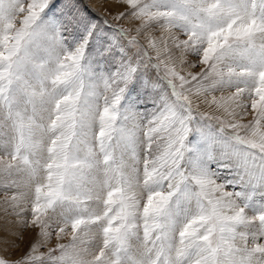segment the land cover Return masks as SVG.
I'll list each match as a JSON object with an SVG mask.
<instances>
[{
    "label": "snow or ice",
    "instance_id": "6c2138e0",
    "mask_svg": "<svg viewBox=\"0 0 264 264\" xmlns=\"http://www.w3.org/2000/svg\"><path fill=\"white\" fill-rule=\"evenodd\" d=\"M122 2L0 0V264H264V0Z\"/></svg>",
    "mask_w": 264,
    "mask_h": 264
},
{
    "label": "rangeland",
    "instance_id": "374dc122",
    "mask_svg": "<svg viewBox=\"0 0 264 264\" xmlns=\"http://www.w3.org/2000/svg\"><path fill=\"white\" fill-rule=\"evenodd\" d=\"M85 15L90 17L92 21L99 24H103V20L106 19L111 26H116L118 28H124L128 30L132 35L136 34V29L140 27V21L131 17L129 14V8L125 5L122 0H79ZM120 12L125 13V17L121 19H116ZM106 30L111 31L107 26ZM155 36H159V32L154 33ZM183 38V37H182ZM142 42H144L142 40ZM181 70L182 74H187L188 71L198 72L200 69L197 67L195 69L184 68ZM125 104L131 105L135 110L145 113L152 108V104L149 102L148 95L146 91H142L139 85H133L129 90L128 95L124 101ZM206 107V106H205ZM204 110V109H202ZM251 119V116L247 117ZM222 175L230 178L228 170H220ZM12 193L9 192L8 195ZM5 193L0 191V240L5 237L11 239L19 230L20 224L18 223V218L11 214L9 209L5 211L4 205ZM27 219H31V213L29 212ZM58 230V229H57ZM42 239L39 236L38 229H29L24 232L23 240L19 241L18 246L12 245L11 248L5 246L4 243L0 242V256H7L10 260L16 261L27 251H29V245ZM71 241V230H66L65 234H62L60 239L56 238L55 233L48 240L47 244L40 248L41 252H47L49 248H55L57 244L67 245Z\"/></svg>",
    "mask_w": 264,
    "mask_h": 264
}]
</instances>
